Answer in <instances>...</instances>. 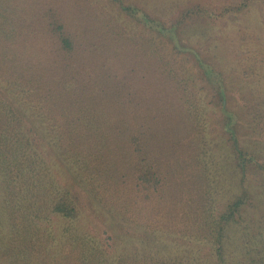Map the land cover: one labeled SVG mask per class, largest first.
<instances>
[{
	"label": "trees",
	"instance_id": "trees-1",
	"mask_svg": "<svg viewBox=\"0 0 264 264\" xmlns=\"http://www.w3.org/2000/svg\"><path fill=\"white\" fill-rule=\"evenodd\" d=\"M112 1L155 34L127 31L93 0H0V264H180L110 259L112 237L101 242L74 226L81 213L71 182L109 214L110 226L204 241L219 261L229 230L251 203L245 171L250 165L264 171V163L243 145L227 74L219 73L216 93L228 138L222 149L227 167L240 169L243 189L220 212L214 141L199 82L184 63L193 49L153 42L188 15L209 12L188 9L167 28ZM253 2L241 0L216 15ZM199 57L197 67L212 71L205 54ZM207 77L212 85L211 73ZM21 104L44 126L43 146L70 176L69 188L57 182L27 130Z\"/></svg>",
	"mask_w": 264,
	"mask_h": 264
},
{
	"label": "rangeland",
	"instance_id": "rangeland-1",
	"mask_svg": "<svg viewBox=\"0 0 264 264\" xmlns=\"http://www.w3.org/2000/svg\"><path fill=\"white\" fill-rule=\"evenodd\" d=\"M93 1L103 5L106 11L120 19L119 23L127 31L146 33L149 36L155 34L154 28L145 27L138 15L124 14L118 3L112 0ZM120 1L149 14L167 28L174 25L188 9L199 7L209 12L206 16L194 13L188 15L175 28V32L168 33L163 38L155 36L153 42L176 43L193 49L185 52L184 63L191 78L199 82L207 133L214 141V168L219 173L217 180L220 181L217 199L220 212L242 194L243 187L249 193L251 203L242 212L243 221L229 230L224 261H219L214 247L204 241L163 233L150 236L124 225L110 226L109 214L71 182L81 213L73 223L74 226L79 227L81 233L89 234L101 242L112 237L107 251L113 260L120 255H129L180 264H264V171L250 165L245 171L244 186L240 187L243 177L240 169L227 167V162L224 161L226 150L222 147L227 144L228 138L221 129L224 117L219 111L220 102L216 94L219 90L217 82L221 81L219 73H226L227 89L232 92L229 107L232 112L241 116L238 130L244 139L243 145H250L251 151L258 156L256 162L264 163V0H254L240 12L223 17H217L216 14L220 16L224 7L237 6L241 0ZM200 53L205 54L213 72L205 64L201 69L197 67ZM203 69L208 71L203 73ZM208 73H211L213 86L207 82ZM20 108L25 114L27 130L33 132L40 152L52 166L57 182L69 188L70 176L65 174L56 157L51 156L43 146V137L46 135L44 126L28 107L21 104Z\"/></svg>",
	"mask_w": 264,
	"mask_h": 264
}]
</instances>
